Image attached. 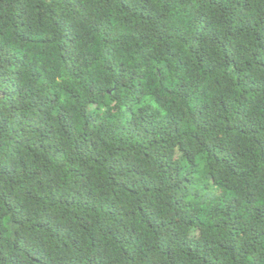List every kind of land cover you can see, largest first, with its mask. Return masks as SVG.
I'll list each match as a JSON object with an SVG mask.
<instances>
[{
    "label": "trees",
    "instance_id": "obj_1",
    "mask_svg": "<svg viewBox=\"0 0 264 264\" xmlns=\"http://www.w3.org/2000/svg\"><path fill=\"white\" fill-rule=\"evenodd\" d=\"M0 264H264V0H0Z\"/></svg>",
    "mask_w": 264,
    "mask_h": 264
}]
</instances>
